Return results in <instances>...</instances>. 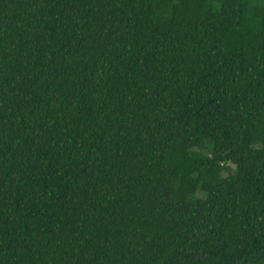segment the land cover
<instances>
[{
  "label": "trees",
  "instance_id": "obj_1",
  "mask_svg": "<svg viewBox=\"0 0 264 264\" xmlns=\"http://www.w3.org/2000/svg\"><path fill=\"white\" fill-rule=\"evenodd\" d=\"M0 264H264V0H0Z\"/></svg>",
  "mask_w": 264,
  "mask_h": 264
}]
</instances>
